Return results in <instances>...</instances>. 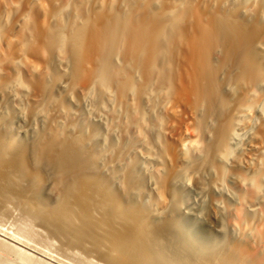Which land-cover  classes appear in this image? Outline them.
<instances>
[{
  "label": "bare ground",
  "instance_id": "bare-ground-1",
  "mask_svg": "<svg viewBox=\"0 0 264 264\" xmlns=\"http://www.w3.org/2000/svg\"><path fill=\"white\" fill-rule=\"evenodd\" d=\"M248 1L0 0V264H264Z\"/></svg>",
  "mask_w": 264,
  "mask_h": 264
},
{
  "label": "rangeland",
  "instance_id": "rangeland-1",
  "mask_svg": "<svg viewBox=\"0 0 264 264\" xmlns=\"http://www.w3.org/2000/svg\"><path fill=\"white\" fill-rule=\"evenodd\" d=\"M9 1V2H8ZM63 2H66V0L64 1V0H62ZM250 1V2H249ZM248 1V5H252V4H250L251 3V1L252 0H249ZM18 2V3H17ZM7 3H9L10 4V7H9V4L7 5L9 8H11V6L13 7L14 5H18L19 4V6H24L25 5V3H24V0H23V2H22V0H4V4H7ZM14 3V4H13ZM12 4V5H11ZM23 4V5H22ZM249 6V7H250ZM3 40H5V38L3 39ZM4 42L5 41H2V44H0V46H1V48H0V54H1V51H3V49H4ZM0 43H1V41H0ZM3 47V48H2ZM2 49V50H1Z\"/></svg>",
  "mask_w": 264,
  "mask_h": 264
}]
</instances>
